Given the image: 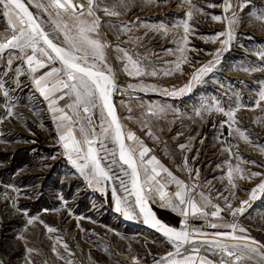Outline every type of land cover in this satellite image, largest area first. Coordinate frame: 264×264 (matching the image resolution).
<instances>
[{
  "label": "rangeland",
  "instance_id": "1",
  "mask_svg": "<svg viewBox=\"0 0 264 264\" xmlns=\"http://www.w3.org/2000/svg\"><path fill=\"white\" fill-rule=\"evenodd\" d=\"M111 2L112 0H109V3ZM126 2L127 7L119 18L103 16L100 13L98 15H101L102 21L112 23L139 20L141 25L165 24L169 26V35L162 36L160 33L138 27L134 28L130 35L143 37L142 42L120 44L134 59L142 64L147 62L149 72H157L155 76L135 77L124 71L123 65L126 61L117 59L122 53H118L115 48V45L120 43L113 34L115 30L107 24L101 28V36L113 45L106 49L105 54L109 65L113 67L120 89L113 93L112 103L125 137L131 131L139 142L149 149L144 158L149 171L151 166L147 161L155 156L160 164L189 184L195 181H190L189 173L182 170L183 155L177 145L184 143L194 149H200L198 159L189 160L190 168L200 170L199 182L202 186L196 189L194 195L200 197L199 194L203 192L212 204H218L222 209L225 207V201L218 196H227L232 208L238 207L239 201L248 198V191L259 182V178H253L251 181L241 180L239 174L234 173L238 187L233 189L227 183L229 165L235 167L239 164L249 171L264 172V168L259 166L264 165V154L260 150L264 146V101H261L259 107L256 105V100L259 99L257 93L264 82V71L239 70L241 66L264 68V60L257 55L258 52H264V28L257 21L249 22L251 18L247 14L257 9L264 10V0H251V4L243 13H239L243 18L235 29L231 47L221 54L222 66L206 75L203 82L194 84L190 92L177 96L164 95L162 90L167 88L172 91L183 87L195 70L192 64L198 68L214 59L212 53L220 47L219 39L223 37L215 43L211 40L216 33L223 31L226 25L222 21H213L211 15L223 17V9H208L205 0H192L193 4L204 9L208 15L193 12L190 24L195 32L189 37L188 48L199 49V52L188 51L186 55L189 63L182 64L181 70H176L175 62L180 53L175 52L173 34L183 35V30L172 28L171 25L187 18L185 12L188 4H182L181 0ZM217 2L222 3V0ZM29 9L34 14L37 13L30 5ZM40 19L46 20L47 17L41 16ZM3 27L4 21L0 19V31H3ZM145 31H148L146 37ZM125 39L127 36L122 35L121 40ZM167 49H173L174 54H169ZM7 59V53H0V84H4L8 92L5 97L0 91V260H3L4 264H25V256H28L35 264H68L69 261L71 264H133L135 257L139 264H155L161 256L174 251L161 233L144 223L138 208L135 209L132 219L126 218L122 213H112L115 208L113 187L119 196L126 197L130 205H135V197L120 188L119 180L102 182L101 187L105 190L101 192L95 187H89L83 177L75 173V169L62 154L56 122L48 109V102L35 90L29 75H20L19 84L14 82V76L4 75L7 71ZM13 64L16 68L22 66L21 62L16 60ZM23 69L26 73L27 66L23 65ZM43 71L45 69H41L39 74ZM166 72L169 74H165ZM129 84L155 85L156 90H134L127 87ZM211 101H216L226 109L235 107L234 101L241 105L236 112L237 123L232 126L231 136L227 123L223 127L220 126L221 122L228 119L222 113L208 112L203 116L196 115L202 104ZM68 102L70 101L67 99L59 101L58 106L64 107ZM141 102L145 105H167L169 111L162 118H152L148 128H145L141 123ZM9 110L13 115H7ZM94 119L96 131L99 133V110H95ZM237 127L249 136L253 142L251 145L240 139L235 131ZM149 129L152 136L147 134ZM201 139L203 144L199 143ZM105 143L108 148H115L110 140ZM125 143L133 148L139 147L127 139ZM229 146L235 154L231 157L227 151ZM96 147L99 149L98 144ZM99 155L103 156L104 153L100 151ZM186 155L191 157L196 153L193 151ZM136 158L139 162V151L136 152ZM116 159L118 166L113 168V173L124 178L130 189V179L123 176L121 169L130 170L127 165H119L118 149ZM242 161L246 163H241ZM141 176L143 177L142 169ZM164 176L162 173V177ZM163 181L162 179L161 182ZM13 187L18 191H13ZM171 187L172 184L166 186L165 190L174 192L175 188L170 191ZM5 193L9 198L15 199H5ZM61 195L66 198V204L58 198ZM153 195L155 202L149 199L148 206L155 217L168 226L179 229L183 219L180 220L161 205H156L160 203L159 196L155 192ZM13 204L40 219L26 226L27 217L22 211H17ZM245 208V212L242 215L237 214L235 218L232 217L231 210L226 208L228 212L222 211L220 215L223 219L214 220L209 216L208 220L216 223H236L247 229L246 235L264 243V197L251 201ZM208 211L210 214L211 208ZM188 225L190 230L199 229L209 234L208 237L196 236L197 241L211 239V233L215 231H231L223 228L212 229L200 218L189 217ZM48 226L56 231L49 233ZM20 235L25 239H17ZM64 243L68 245L67 251L63 247ZM198 246L204 252L210 253L204 250L207 246ZM53 247L56 252H53ZM25 248L34 251L27 253ZM190 250L188 247L186 252ZM57 252L62 258L57 257ZM250 264H255V261Z\"/></svg>",
  "mask_w": 264,
  "mask_h": 264
},
{
  "label": "snow or ice",
  "instance_id": "2",
  "mask_svg": "<svg viewBox=\"0 0 264 264\" xmlns=\"http://www.w3.org/2000/svg\"><path fill=\"white\" fill-rule=\"evenodd\" d=\"M205 2L208 9L221 7L225 14L223 17L211 15L213 21H222L226 25L225 29L216 33L211 40L215 43L217 39L223 37V39H219L220 47L216 49L215 53H212L213 60L198 68L195 67V64L191 65L195 70L183 87L172 91L165 88L162 90L164 95L177 96L190 92L194 84L203 82L206 75L212 73L218 66H222L221 54L231 47L235 38V29L240 25L243 18L239 13H243L244 9L251 4V0H235V3L233 0H222V3H218L217 0H205ZM181 3H186L189 6L185 12L187 18L178 24L173 23L171 25L172 28H182L183 30V35L180 33L173 34L176 43L175 52L180 53L175 62L176 70H181L182 64L189 63L186 55L188 51L199 52V49L188 48L189 37L195 32L190 24L193 12L208 15L204 9L193 4L192 0H181ZM29 5L37 10L36 14L30 11ZM126 7V0H112L111 3L109 0H79V2L77 0H0V19L4 21L3 31H0V53H7L8 55L5 62L7 71L4 75L14 76L16 84L20 83V75H29L35 90L48 102V109L53 114V121L56 122L58 143L63 149L62 154L67 158L71 167L75 169V173L83 177L89 187H95L103 192L105 189L101 187L102 182L119 180L120 188L135 197V205L132 206L126 197L117 194L115 187L112 189L116 212L132 219L135 209L138 208L144 223L161 233L174 249V251H169L166 255L161 256L159 260L155 261V264H216L212 259L199 255L201 247L198 245L207 246L204 250L210 251L213 256L219 255V264H250L252 261H255V264H264V243L246 235L247 229L236 223L209 221V208L213 209L210 215L214 220L223 219L220 216L222 209L218 204H212L210 198L204 196L203 192L199 194V201L194 199L196 189L202 185L199 182L200 170L194 167L190 168L189 160H197L200 149H194L193 146L184 143L177 145L183 155L182 170L189 173L188 179L190 181H195L189 184L177 178L172 171L160 164L155 156L147 161V164L151 166L149 171L144 160L149 149L139 142L133 132L129 131L125 137L112 103L113 93L120 89L113 67L109 65L108 57L105 54L106 49L113 47V45L101 36V28L107 24L115 30L113 34L120 41L115 45V48L118 53H122V56L118 55L117 59L126 61L123 65L124 71L129 76L135 77L155 76L157 72L156 70L149 72L147 62L142 64L141 61L134 59L127 49L120 47V44L142 42L143 37L130 35L133 29L138 27L160 33L162 36L169 35V26L165 24L141 25L139 20L112 23L111 21H102L101 15H98L100 13L103 16L119 18ZM247 14L251 18L249 22L257 21L264 28V10L257 9L249 11ZM41 16H46L47 19L41 20ZM148 31H145L144 37L148 35ZM122 35L127 36V39L121 40ZM166 51L169 54H174L173 49ZM153 55L156 54L153 53ZM257 55L264 60V52H258ZM14 60L21 62L22 66L14 67ZM57 64L59 66H56ZM23 65L27 66L26 73ZM41 69H45V71L39 74ZM239 70L255 72L264 71V68L241 66ZM165 74L169 73L166 72ZM127 87L134 90L138 88L141 91L156 90L155 85L129 84ZM0 91L7 97L8 92L4 84H0ZM257 95L259 99L256 100V105L259 107L261 101H264V82H262ZM66 99L70 102L65 103L64 107H59L58 102ZM233 103L235 107L230 106L226 109L216 101H211L208 104H202L201 109L196 111V115L203 116L208 112L222 113L228 119L221 122L220 126L223 127L227 123L231 136L232 126L237 123L236 112L241 107L239 103L235 101ZM140 108L143 117L141 123L145 128H148L152 118H162L169 111L167 105L153 103L145 105L141 102ZM95 110H99V133L96 131ZM172 111L175 112L174 109ZM7 115L11 116L13 113L9 110ZM235 131L246 144L251 145L253 143L245 131L240 130L239 127ZM147 134L152 136L150 129ZM125 139L138 144L139 147L133 148L126 145ZM109 140L115 145V148L107 147L105 142ZM199 143L203 144V139ZM97 144L99 149L96 147ZM117 149L119 165H127L130 170L121 169L123 176L130 179V189L124 178L113 173V168L118 166ZM260 150L264 154V146ZM100 151L104 153L103 156L99 155ZM137 151H139V162L136 158ZM193 151L196 155L191 157L186 155V153ZM227 151L230 157L235 155L231 151V146ZM241 163L246 162L242 161ZM259 166L264 168V165ZM141 169L143 177L141 176ZM162 173L166 176L162 177ZM234 173L239 174L241 180L248 179L251 181L258 177L259 182L248 191L247 199L239 201V206L236 208H232L229 197L218 196L225 201V207L231 210L233 218L237 214L242 215L246 210L245 206L250 205L251 201L264 197V172L249 171L240 167L239 164L235 167L229 165L227 183L233 189H237ZM162 179L164 182H161ZM173 183L176 186V191L169 193L165 188L167 184ZM205 183L210 184V182ZM13 191H18V189L13 187ZM154 192L158 194L162 207L178 211L184 218L179 229L161 222L148 207L149 199H153L155 202ZM25 196H27L26 193ZM4 198L15 199L9 198L6 193ZM58 198L64 204L67 203L64 196L61 195ZM13 206L27 217L26 226L32 225L40 219L38 216L30 215L26 210H21L15 204ZM190 214L192 218L203 219L207 226L212 229L223 228L231 229V231H215L211 233V239L205 238L197 241L196 236L208 237L209 234L199 229H189ZM47 231L52 233L56 230L48 226ZM17 239L23 240L25 237L20 235L17 236ZM185 246L190 247L194 255H184V252L188 251V247ZM63 247L66 251L68 250L66 243L63 244ZM25 251L31 253L34 250L25 248ZM53 252H56L55 247H53ZM56 255L58 258H62L58 252ZM0 264H4V261L0 260ZM25 264H35V262L25 256ZM68 264L71 262L69 261ZM133 264H139L135 257Z\"/></svg>",
  "mask_w": 264,
  "mask_h": 264
},
{
  "label": "crops",
  "instance_id": "3",
  "mask_svg": "<svg viewBox=\"0 0 264 264\" xmlns=\"http://www.w3.org/2000/svg\"><path fill=\"white\" fill-rule=\"evenodd\" d=\"M77 1H79V0H77ZM165 176H166V174H165ZM164 182V181H163ZM169 185H171V184H167V187L169 186ZM172 187H174L175 188V191H176V186H175V184L173 183L172 184ZM174 191V192H175ZM169 192V191H168ZM174 192H169V193H174ZM194 199L195 200H197V201H199L200 200V197H198L197 195H194ZM157 200H158V198H157ZM160 202V201H159ZM161 203V202H160ZM160 203H156V205H158L159 207H160ZM162 207V206H161ZM221 207V206H220ZM162 208H165V209H167L168 211H171L173 214H175L176 216H178L179 218H180V220H182V219H184L180 214H179V212L178 211H173L171 208H168V207H162ZM222 209V208H221ZM211 210H213V209H211ZM222 211H224V212H228V210L224 207L223 209H222ZM222 211H221V213H222ZM211 212V211H210ZM112 213H118V212H116L115 211V208L113 209V211H112ZM221 213H220V215H221ZM209 216H211L210 214H209ZM190 217H191V214H190ZM219 222H221L220 220H218ZM190 254H192V255H194V253H192V250H190L189 252H186V253H184V255H190ZM199 255H201V256H206L207 258H209V259H212L214 262H216V264H219V261H220V256L219 255H216V256H213L212 254H211V252L210 253H206V252H204L203 250H201L200 251V253H199Z\"/></svg>",
  "mask_w": 264,
  "mask_h": 264
},
{
  "label": "built area",
  "instance_id": "4",
  "mask_svg": "<svg viewBox=\"0 0 264 264\" xmlns=\"http://www.w3.org/2000/svg\"><path fill=\"white\" fill-rule=\"evenodd\" d=\"M170 189H171L170 191H172L174 189V187H171Z\"/></svg>",
  "mask_w": 264,
  "mask_h": 264
},
{
  "label": "bare ground",
  "instance_id": "5",
  "mask_svg": "<svg viewBox=\"0 0 264 264\" xmlns=\"http://www.w3.org/2000/svg\"><path fill=\"white\" fill-rule=\"evenodd\" d=\"M149 207V206H148Z\"/></svg>",
  "mask_w": 264,
  "mask_h": 264
}]
</instances>
